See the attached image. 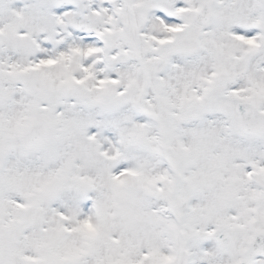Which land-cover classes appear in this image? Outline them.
Returning <instances> with one entry per match:
<instances>
[{
    "label": "snow or ice",
    "instance_id": "snow-or-ice-1",
    "mask_svg": "<svg viewBox=\"0 0 264 264\" xmlns=\"http://www.w3.org/2000/svg\"><path fill=\"white\" fill-rule=\"evenodd\" d=\"M0 264H264V0H0Z\"/></svg>",
    "mask_w": 264,
    "mask_h": 264
}]
</instances>
